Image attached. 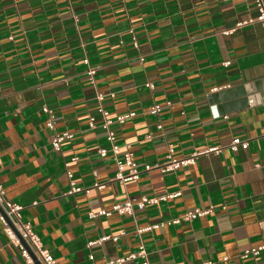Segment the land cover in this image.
<instances>
[{"label": "crops", "instance_id": "0c3cea01", "mask_svg": "<svg viewBox=\"0 0 264 264\" xmlns=\"http://www.w3.org/2000/svg\"><path fill=\"white\" fill-rule=\"evenodd\" d=\"M257 14L254 0H0V182L58 264H103L141 240L150 264H264V249L243 256L264 241V26L238 25ZM223 90L233 93L222 100ZM97 92L109 117L136 113L111 128L133 153L137 180H113V157L97 153L107 145ZM156 102L163 107L152 115ZM43 106L58 131L73 134L60 150ZM235 137L247 147H226ZM169 146L177 157L223 149L175 171L144 170ZM66 161L88 193H67ZM175 191L133 215L88 216L127 197ZM210 206L191 221L136 232ZM107 235L119 237L88 245ZM0 264H27L1 222Z\"/></svg>", "mask_w": 264, "mask_h": 264}, {"label": "built area", "instance_id": "2783aa9c", "mask_svg": "<svg viewBox=\"0 0 264 264\" xmlns=\"http://www.w3.org/2000/svg\"><path fill=\"white\" fill-rule=\"evenodd\" d=\"M254 3L258 11L257 16L249 21L238 23V25L259 22L261 25L264 26V0H254ZM228 31L229 30H226L225 33H227ZM132 39H133V45L136 47L137 46L136 38L133 36ZM83 62L87 66L86 75L88 76L89 82L92 85H95L96 84L94 78V75L96 73L95 68L89 64V60L87 58H84ZM146 85L150 89H153L154 87L152 82H148L146 83ZM104 97H105L104 93L102 92L96 93V100L98 102L97 113L101 117L100 126L103 129H105L106 132L105 139L107 142L106 146H102L97 149V153L101 157H106L109 154L113 157L116 164V172L112 178L113 180H116L121 184H124L127 181L137 180L140 176L141 171L136 165L134 155L127 147L123 149V147L116 142L115 132L111 128L112 123L114 122L122 123L127 118L134 116L136 113L127 112L125 114L117 115L115 118H111L109 117L108 110L101 103ZM170 104H171L170 101L165 102V106H168ZM162 107L163 104L156 102L147 108V112L152 115H157L160 113ZM262 107L264 108V102H262ZM42 111L47 114V118L45 120L46 127L53 131V137L51 139L52 147L55 150H60L62 142L65 139H71L73 137V134L67 130L58 131L56 129L53 110L51 108L47 106H43ZM88 124L89 127H95L96 117L93 115L90 116L88 120ZM158 127L160 128L161 125L158 124ZM247 145H248L247 140H241L239 137H235L229 142V144H227L226 147H228L230 150H236L238 146H241L242 148H246ZM222 149H223L222 146H212L206 148L203 151H193L187 156L177 157L174 155V148L172 146H169L167 153L165 155V160L163 162H158L154 166H150L149 164H146L144 165V170L157 168L160 172L175 171L180 168L186 167L188 165L194 164L198 156H200L203 153L212 152L218 154L222 151ZM75 159L76 157H74L72 160ZM64 166L66 168V175L69 179V189L67 193L72 194L80 191H84L88 193L89 188H83L81 186H78L76 182L72 179V172L69 169V162L67 161L64 162ZM94 175L96 176L97 173L94 172ZM94 187L97 189H101L104 187V184L94 183ZM177 195H179V191L171 192L160 196H152V197L145 195L139 198L127 197L122 202L114 203L109 209H102L98 212H89L88 216L89 217H95L98 215L108 216L113 212H116L120 215H133L135 209L142 210L147 205H154L161 200L173 198L176 197ZM21 209L22 206L20 204L13 202L6 197L5 189L2 183L0 182V222L2 223L3 231L5 232L9 240L19 248L27 264H36L34 259L31 257L29 253V249L33 252L34 256L36 257L37 261L40 264H58L56 259L50 253V251L45 247H43L39 236L32 230L31 224L29 222H25L22 220ZM212 210H213L212 206L206 209L194 208L193 210L186 211L180 218L168 219L151 226L149 225L145 228H137L136 232L138 234H141L143 231L152 230L153 228L162 227L165 225L176 224L181 220L191 221L196 217L204 216L212 212ZM260 226L264 238V219L260 221ZM123 233L124 232H121L120 234ZM119 235H107L97 240L89 241L88 245L101 243L106 239H111L113 241H116ZM20 238H22L25 241L29 249L24 246V244L20 241ZM263 249H264V241L260 246L252 248L250 250H246L243 253V256H246L247 254H257ZM89 257L91 259L93 258L92 255H90ZM134 259H140L142 264H150L148 258V252L142 240L139 242L137 250L132 251L127 255L119 256L103 264H123L125 261L134 260Z\"/></svg>", "mask_w": 264, "mask_h": 264}, {"label": "water", "instance_id": "95a60500", "mask_svg": "<svg viewBox=\"0 0 264 264\" xmlns=\"http://www.w3.org/2000/svg\"><path fill=\"white\" fill-rule=\"evenodd\" d=\"M263 82H264V80H263ZM232 93H233V90H223V91L219 92L218 94H219V96H220V98L222 100H225L226 98H228L229 96H231ZM250 101H253L252 100V97H251V100ZM241 104H246L247 105V101L245 100L244 103L241 102ZM20 241L24 244L25 247L28 248L27 244L25 243V241L22 238H20ZM29 253H30L31 257L34 259L35 263L36 264H40L37 261L36 257L34 256L33 252L30 249H29Z\"/></svg>", "mask_w": 264, "mask_h": 264}]
</instances>
